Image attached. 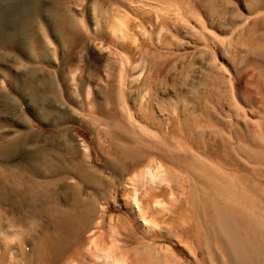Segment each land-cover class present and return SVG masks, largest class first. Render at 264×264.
Listing matches in <instances>:
<instances>
[{"label":"rangeland","instance_id":"obj_1","mask_svg":"<svg viewBox=\"0 0 264 264\" xmlns=\"http://www.w3.org/2000/svg\"><path fill=\"white\" fill-rule=\"evenodd\" d=\"M39 1L47 10H54L53 6L56 9L57 5L62 11L78 9L83 16L86 13L84 21L92 30L97 17V32L91 38L85 35L78 46L69 47L45 27L49 54L47 61L36 65L28 63L20 54L0 49V74L7 72L0 98H9L10 103H7L13 109L6 113L4 102H0V143L6 141L1 134L7 129L19 135L31 133L29 144L21 153L44 150L58 167L78 165L102 171L103 159L123 162L128 152L137 155L150 148L124 146L121 127L126 126V121L121 102L142 124L152 122L151 115L156 119L169 117L168 126L155 123L153 128L162 138V148L176 156H183L181 148H187L185 155L192 159L161 160L166 163L168 178L157 179L155 183L145 178L138 186H132L130 179H135L148 163L142 161L143 165L132 174L118 178L125 186L118 187L116 193L108 186L109 190L103 195L93 190L92 196V189L83 188L84 183H80L72 188L69 196L81 200L77 203L84 202V207L77 204L82 215L92 203L93 206L106 202L110 205L107 220L95 229V236L103 235L105 243H110V222L121 221V234L116 235L115 240L120 242L118 246L123 248L127 264H218V261L227 264V256L217 249L211 230L210 207L215 196L211 190L202 188L196 170L200 161L196 162V157L209 167L214 165L229 176H235L240 185L238 189H245L243 194L249 195L248 198L244 194L249 201L246 200L252 205L256 202V207H264V0H60V4L53 0ZM139 5L145 10H138ZM176 6L181 8L180 13L174 12ZM150 7H154L153 10ZM24 8L21 0L0 1V31L4 27L6 31L21 27L19 20L24 14L20 11ZM160 9H170V17L162 16L161 12L160 16L156 15ZM175 13L182 16L177 17ZM17 14H20L18 19ZM243 19L246 23L234 30L237 26L234 24ZM112 20L126 26L122 38L113 37L109 32ZM38 25L34 19L33 33L41 31ZM19 30L16 32L27 45V54L37 58L38 51L33 48L35 40ZM121 76L123 97L119 86ZM29 77L31 82L27 81ZM87 92H90L88 96ZM150 149L155 155L153 164L159 163L157 150ZM18 154L13 157L14 161ZM105 175L111 177L108 171ZM6 183L12 184V180ZM210 195L214 197L209 198ZM251 195L257 201H252ZM146 199H150L152 212L146 210ZM224 201L219 199L218 202L230 210L238 209ZM159 202H163L162 206ZM137 206L143 208L148 224ZM197 208L200 215L203 214L202 219H206L204 223L202 220L205 225L198 222ZM13 216L17 217L15 221H12ZM154 218L164 221L159 224L161 229L154 226ZM35 225V218L12 213L0 201V231H9L16 240L12 241L6 255H3L4 245L0 240V264L40 261L36 260L40 249ZM92 225L83 224L84 245ZM85 248L83 246V250ZM163 249L169 253H164ZM170 253L172 259H169ZM166 259L169 262L166 263ZM80 261L103 264L98 252L97 257L87 256Z\"/></svg>","mask_w":264,"mask_h":264},{"label":"bare ground","instance_id":"obj_2","mask_svg":"<svg viewBox=\"0 0 264 264\" xmlns=\"http://www.w3.org/2000/svg\"><path fill=\"white\" fill-rule=\"evenodd\" d=\"M21 1L22 3H24V6H25L24 8L25 10L20 11L21 12L20 14H24V15H21V17L19 16L21 19L19 21H21L22 26L15 27V28L13 26L14 29L12 28L13 30L11 31H6L4 27L3 31H0V49L5 48L6 50L15 52L17 55L20 54L19 56L22 55L23 57H25L28 63L32 65L33 64L36 65L37 63H44L45 61H47V57L49 54L47 52V48L49 47H47V44H45V38L47 39L46 35L48 32H55L58 36L57 39L60 42L68 45L69 47L78 46L84 41L85 35L86 37L90 36L91 38L94 32H97V26L99 22L96 19L97 17L94 18L95 20L93 22L96 29L94 27L92 30V28H90L84 21V16L86 15V13L83 16L81 12L77 11L78 9H76V11L74 10V12H72L73 10L68 12L66 9L62 11L61 9L60 10L57 9L58 7L56 5L55 6L56 9L53 6L54 10L49 9V8L47 10L45 9V6H43L42 3H40L39 0H21ZM53 1L56 4L60 2V0H53ZM68 6H71V5L67 4V7ZM136 8H138V10H145L143 9L144 7H142V5L141 7L139 5V7L137 6ZM150 8L153 10L154 7H150ZM175 8L178 9L177 6ZM70 9H74V8H70ZM177 9L176 11L174 10V12L180 13L178 11H182L181 8L178 10ZM256 9L258 8L256 7ZM169 10L160 9L156 11V15L160 14L161 12V14L163 13L162 16L165 15L167 17H170ZM47 11H48V14L46 13ZM20 14H17V19H18V15ZM97 15H99V13ZM178 15L182 16L181 14L175 13V16L180 17ZM34 19L39 23L38 26L40 27L39 29L41 30L39 33L37 32V34L33 33V30H32L33 28L31 27ZM179 19L180 18H178V20ZM246 21L247 20L243 19V21L240 20V23L238 22L239 24L237 23L234 24L235 26L237 25L236 29L234 30H237L239 27H242V25H244ZM195 26L196 25H194V27ZM45 27L46 28L49 27L50 31L49 30H47L48 32L43 31ZM125 28L126 26H124V24L121 21L119 22V21L112 20V22L110 23L109 32L112 33V36L120 35L119 37L122 38V36L125 35ZM17 29L23 30V33L25 34V36L31 35L32 36L31 38L35 40L33 44L34 47L33 46L32 47L35 48L36 51H38L37 58L31 57V55L27 54L29 53L27 50V45L23 44L20 41L21 37L17 35V32H16ZM199 29H201V27ZM21 30L19 31L21 32ZM235 32L236 31H233V33ZM202 35H204V31ZM46 43L48 42L46 41ZM204 43H206V40ZM125 60L127 61V59ZM0 65H2L1 61H0ZM6 73L7 72H5V74H2V73L0 74V90H2L1 88L4 87L3 85L7 81L5 77ZM9 81H10V78H9ZM27 81L31 82V78L29 77V80ZM120 82H121L119 85L120 94L123 97V93H122L123 92L122 87H124L123 76L120 77ZM89 93L90 92H87V96L89 95ZM122 97L121 99L123 100ZM7 99L9 98L7 97L6 99L0 98V102H4L3 107L6 113L13 111L12 107L8 104L10 102ZM124 105H125L124 102H121L120 107L122 108L121 110L123 112V117H124L123 119H125L126 121V126L121 127L122 135H123L121 138H122V142L124 143V146L125 147L127 146L128 149L130 146H133V145L135 146L141 145L142 148L150 147V148L156 149L157 152L155 154L158 157L157 160H159V163L156 162L155 164H153L155 155L150 152L151 151L150 148H149L150 150L149 149L147 150V148H145L141 150L139 153H137V155H134L133 153L129 154L128 152L126 160L123 162L119 160H115V159H103L104 168L102 171H98V170L94 171L93 169H91V167L89 168V166L88 168L85 169L82 166H78V165H74V167L61 168V167L56 166V164L53 163L54 161L50 160L51 158H48V155L44 150L37 149L35 151L21 153V150H23L24 147H26L27 144H29L28 137L30 138L29 134L31 133L25 132L19 135L17 134V131L7 129L1 134V137L5 138L6 141L0 143V201L4 205H6L7 208H9L10 212L19 214L20 216H26L28 218L36 219V225H35L34 231L37 234L36 238L39 239V249H40V257L39 259H36L40 261L39 262L37 261L36 264H82L80 260H85L87 256L97 257V252L100 253L103 264H127L124 259L125 253L121 251V249L123 250V248L119 247L118 244L120 242L118 243V240H115L116 235L121 234L119 233L120 228L123 225L121 221L120 223L110 222L109 228L111 230V238H112L111 241L108 240L110 241V243L108 242L105 243V241L107 240H105V238L102 237L103 235L95 236V229L99 228L100 225L104 224V222L107 220L106 214L108 213L110 205L106 202V204L104 203L105 205L103 203H102L103 205H100L97 203L95 206H93V203H92V205L91 204L88 205V212L82 215L80 214L81 209L77 206V204H81V203H77V200H80V199H77L76 196L74 197L69 196V193L71 192L72 188L78 187L80 183H84L83 188L87 187L89 189H92V192H91L92 196H93V190H95L96 194L98 195H103V193L107 192V190L109 189H112V192L116 193L118 191V187H121L122 185L125 186V184H122V182H120L118 178L132 174L133 171H135L136 168L140 164H142V161L148 162L144 166V170L143 171L141 170L137 174V176H135L136 177L135 179H130V181L128 179V181L131 182L132 186L134 187L138 186L137 184L139 182H143V179L145 178L146 179L148 178L149 181H152L154 183H155V180L157 181V179L165 180L166 178H168L169 171H167V168H166V163H165L166 161L169 162L174 159L175 160L180 159V160L187 161L189 159H192V158H189L187 154L185 155L186 153L185 149L187 148H181L184 151L183 156H176L174 154L168 153L164 151V149L162 148L161 146V144L163 143L161 140L162 138L160 139V136L157 134V132L153 130V128L155 126V123L157 125H167L168 122L170 121L169 117L168 119H159V118L156 119L153 115H151L153 117V121L151 120L152 122L149 121V123L142 124V122L135 119V116ZM168 109L170 110L171 108H168ZM167 115H169V112ZM160 140L162 143H160ZM85 151H86L85 153L87 154L88 152L87 149H85ZM17 153H19L18 154L19 157L17 158L16 161H14L15 154ZM87 158H88V155H87ZM196 159H198L196 162L200 161V164L196 166V170L202 180V188H204V190L206 191L211 190V193H214L213 195L215 196V199H211V201L213 200L212 202L213 206L210 207L212 209V213L210 217H211V221L213 224V228L211 229L213 230L212 235L215 239L214 244H216L217 249L219 250L220 253L226 254L225 256H227V260H228L227 264H264V207L263 208H261L260 206L256 207L257 206L256 202L253 203V205L248 202L249 195L246 193L248 195L247 196L244 193L248 197L246 198V196L243 194L245 189L239 190L240 185L238 181L236 180L235 176L231 177L229 176V173H224V171L221 168L214 167V165H210L209 167V165L206 164L204 161H202L200 158L196 157ZM161 160H164L165 162H161ZM187 164H189V161ZM107 171L109 172L111 177H108L105 175ZM186 171L188 170L186 169ZM226 174L228 176H226ZM73 176L78 179L77 181L75 180L76 182L73 180L74 179ZM9 179L12 180V184L10 185L6 183V181ZM68 179L72 182L74 181V183L69 184L70 181ZM172 179H173V176H172ZM67 180L69 181V183ZM108 186L110 187L109 189L107 188ZM68 196L71 199H69ZM214 196L210 195L209 198L214 197ZM219 199H221L222 201L224 200L228 201L230 205L233 204L235 206H238V209L236 210L237 212L233 211L235 210L233 208L232 210H230L226 208L225 206L220 205V203L218 202ZM250 199L251 200L253 199L252 201L256 200L254 197L252 198V195L250 196ZM162 203L159 202L158 204H161L162 206ZM233 205H231V207ZM145 207L147 208L146 210H148L149 212H152L150 199L145 200ZM137 208H138V211L141 217L144 220H146L145 222L147 223L148 220L145 219V213L143 211V208H141L140 206L139 207L137 206ZM165 209L166 208H164L163 210ZM199 211L200 210L197 211V214L199 216L198 222L199 224H203L206 219L205 220L202 219L203 214L200 215ZM16 219L17 217H14L12 221H15ZM202 220H203V223H202ZM154 221H155L154 226L161 229V226L159 224L163 223L164 221L163 220L159 221L156 218H154ZM83 224L85 225L93 224L92 227L88 229L87 231L90 237L86 241V245L82 243L83 234L86 232V230L83 229ZM11 234L9 233V231H4L2 233L0 231V240L2 241V245H4L3 255H6V252L9 253L8 249L11 248L12 243H13L12 241L15 239V237L12 236ZM177 236H178V233H177ZM14 241L16 242V240ZM115 242H117V245ZM83 246L84 248L86 247L85 250H83ZM23 250H25V248H23ZM163 252L166 254L169 253L167 249H163ZM171 254L172 253H170V255ZM167 259H166V263L169 262ZM169 259H172V255H171V258ZM168 264H170V262ZM218 264H219V261H218Z\"/></svg>","mask_w":264,"mask_h":264}]
</instances>
